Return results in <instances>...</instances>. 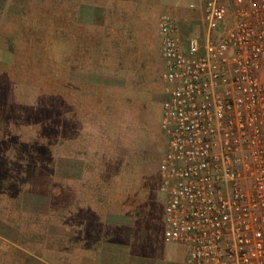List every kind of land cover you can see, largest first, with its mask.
<instances>
[{"label":"rangeland","instance_id":"374dc122","mask_svg":"<svg viewBox=\"0 0 264 264\" xmlns=\"http://www.w3.org/2000/svg\"><path fill=\"white\" fill-rule=\"evenodd\" d=\"M87 2L0 0V264H73L74 248L109 236L183 246L162 239L157 21L201 0L145 18L139 0H113L124 10L106 26ZM75 66L92 72L90 102Z\"/></svg>","mask_w":264,"mask_h":264},{"label":"built area","instance_id":"2783aa9c","mask_svg":"<svg viewBox=\"0 0 264 264\" xmlns=\"http://www.w3.org/2000/svg\"><path fill=\"white\" fill-rule=\"evenodd\" d=\"M187 8L157 21L162 239L184 264H264V0Z\"/></svg>","mask_w":264,"mask_h":264},{"label":"crops","instance_id":"0c3cea01","mask_svg":"<svg viewBox=\"0 0 264 264\" xmlns=\"http://www.w3.org/2000/svg\"><path fill=\"white\" fill-rule=\"evenodd\" d=\"M134 2H137V0H124V3H127V6ZM139 3L141 5L140 8L143 10V18H145L147 16H153L154 13L157 14L162 10H176L180 5V0H139ZM79 5H81L79 6V10L83 9L88 11L87 18L90 24L102 20L104 22L103 25L105 26L107 25V12H109L110 9L112 11H118L119 9H121V11L124 10L122 6H119L118 9H116V4L113 3V0H88L87 4L80 3ZM188 17L189 19H197L199 13L190 12V16ZM126 18L127 17H122L123 21H125ZM98 26L101 25L98 24ZM185 30L187 31L188 29L185 27L184 31ZM75 62H79V59H74V63ZM80 62L83 61L80 60ZM77 71L79 70H77V67L75 66L73 70L74 82H79V85L84 92L83 98H86L87 101L90 102L95 98V91H93L94 83H91L92 72L91 70ZM78 74L80 78L85 74H88L89 78H87V81L85 79L77 80L76 76ZM76 90L77 89L74 88V92ZM74 100L77 101L76 96H74ZM80 183L83 182L80 181ZM110 230L112 231V228H110ZM81 244L82 245L78 249L74 248L75 251L80 252V255H75L73 264H184L186 257L185 246H130L128 241L116 239L114 236H109L108 239L106 238L97 242H83Z\"/></svg>","mask_w":264,"mask_h":264}]
</instances>
